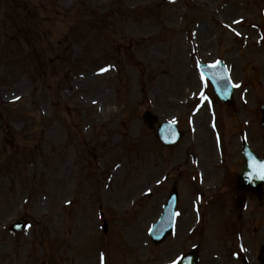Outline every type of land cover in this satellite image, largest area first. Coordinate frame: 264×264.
<instances>
[{
  "label": "rangeland",
  "instance_id": "1",
  "mask_svg": "<svg viewBox=\"0 0 264 264\" xmlns=\"http://www.w3.org/2000/svg\"><path fill=\"white\" fill-rule=\"evenodd\" d=\"M218 59L232 107L197 73ZM261 106L264 0H0V264H169L198 243L202 264H257L264 199L239 213L230 190L242 139L264 154ZM146 110L181 140L160 144Z\"/></svg>",
  "mask_w": 264,
  "mask_h": 264
},
{
  "label": "water",
  "instance_id": "2",
  "mask_svg": "<svg viewBox=\"0 0 264 264\" xmlns=\"http://www.w3.org/2000/svg\"><path fill=\"white\" fill-rule=\"evenodd\" d=\"M202 72L206 75L210 81L214 89L217 91L219 89L221 96L223 97L224 103L230 104L231 101V94H229V86H227L228 82L224 80V72L222 67L217 64L215 66H207L202 67ZM230 95V98H225L226 95ZM263 110V119H262V127L264 129V108ZM143 119L146 124L152 128L153 124L156 123V118L152 116L149 112H145L143 115ZM157 138L165 142L167 144L174 143L179 138L178 133L175 131V127L170 124L162 125L159 130L157 131ZM244 156L247 160V167L244 170V174L240 176L236 183L238 188L242 191H249L251 194H260L261 193V185L264 183V179L259 178V173L264 172V159L257 160L255 156L252 154L250 150L244 147ZM176 206V194L175 191H172L170 197L168 198L167 203L164 206V212L159 221L154 225L152 228L151 238L159 243L162 241L173 229L174 224V210ZM22 223H18L16 228H21ZM264 252L262 251V254ZM263 263L262 256L259 258ZM190 262V261H189ZM191 264H195V259H191Z\"/></svg>",
  "mask_w": 264,
  "mask_h": 264
},
{
  "label": "snow or ice",
  "instance_id": "3",
  "mask_svg": "<svg viewBox=\"0 0 264 264\" xmlns=\"http://www.w3.org/2000/svg\"><path fill=\"white\" fill-rule=\"evenodd\" d=\"M262 167H264V166H262ZM258 175H259V178H260V179H264V172L259 173Z\"/></svg>",
  "mask_w": 264,
  "mask_h": 264
},
{
  "label": "flooded vegetation",
  "instance_id": "4",
  "mask_svg": "<svg viewBox=\"0 0 264 264\" xmlns=\"http://www.w3.org/2000/svg\"><path fill=\"white\" fill-rule=\"evenodd\" d=\"M233 192H234V194H236V195L239 194L237 190H234ZM245 264H247V263H245Z\"/></svg>",
  "mask_w": 264,
  "mask_h": 264
}]
</instances>
